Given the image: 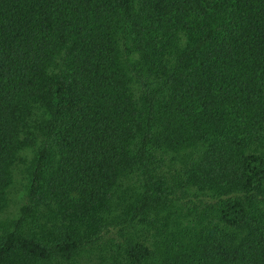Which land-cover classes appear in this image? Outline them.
Segmentation results:
<instances>
[{"label":"trees","instance_id":"trees-1","mask_svg":"<svg viewBox=\"0 0 264 264\" xmlns=\"http://www.w3.org/2000/svg\"><path fill=\"white\" fill-rule=\"evenodd\" d=\"M0 264H264V0H0Z\"/></svg>","mask_w":264,"mask_h":264},{"label":"rangeland","instance_id":"rangeland-1","mask_svg":"<svg viewBox=\"0 0 264 264\" xmlns=\"http://www.w3.org/2000/svg\"><path fill=\"white\" fill-rule=\"evenodd\" d=\"M29 157L24 159V163L20 166L19 174L15 179V183L11 187L8 194V202L5 210L0 214V223L10 222L11 219L16 218L19 208L24 203L26 194V172L25 166L28 165Z\"/></svg>","mask_w":264,"mask_h":264}]
</instances>
